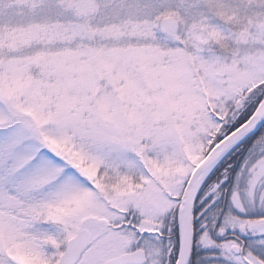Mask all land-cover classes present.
<instances>
[{
    "label": "snow or ice",
    "instance_id": "obj_1",
    "mask_svg": "<svg viewBox=\"0 0 264 264\" xmlns=\"http://www.w3.org/2000/svg\"><path fill=\"white\" fill-rule=\"evenodd\" d=\"M0 264H264V0H0Z\"/></svg>",
    "mask_w": 264,
    "mask_h": 264
}]
</instances>
